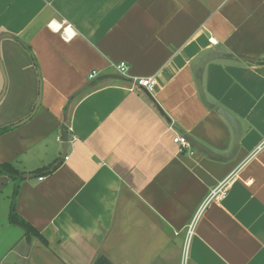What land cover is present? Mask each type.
<instances>
[{
    "label": "crops",
    "instance_id": "1",
    "mask_svg": "<svg viewBox=\"0 0 264 264\" xmlns=\"http://www.w3.org/2000/svg\"><path fill=\"white\" fill-rule=\"evenodd\" d=\"M0 61V161L38 233L0 174V264H264V0H0Z\"/></svg>",
    "mask_w": 264,
    "mask_h": 264
},
{
    "label": "built area",
    "instance_id": "2",
    "mask_svg": "<svg viewBox=\"0 0 264 264\" xmlns=\"http://www.w3.org/2000/svg\"><path fill=\"white\" fill-rule=\"evenodd\" d=\"M62 35L65 38L69 37V34L67 33V31L65 29L62 31ZM112 67L114 68V70L117 74H119L121 76L126 75L127 65L124 61H121L119 63H114ZM97 74H98V72L96 70H92L88 74V78H90V79L94 78ZM132 83L135 86L143 87L146 91L151 92L153 90L154 86L156 85V79L154 76L143 77V78H134L132 80ZM173 142L179 146V150L189 148V142L187 141V138L182 134H176L173 137ZM224 195H225L224 191L222 189H220V187H216L215 189H212L210 191L209 195L206 197V199L203 201V203H201V205L198 207V209L196 210V212L194 213L193 217L191 218L190 222L188 223V225L186 227L184 254L186 253V249H187V246L189 244L190 237L194 233L197 218L199 217V214L201 213L205 203L208 200H211L213 198L214 199H221L224 197Z\"/></svg>",
    "mask_w": 264,
    "mask_h": 264
},
{
    "label": "trees",
    "instance_id": "3",
    "mask_svg": "<svg viewBox=\"0 0 264 264\" xmlns=\"http://www.w3.org/2000/svg\"><path fill=\"white\" fill-rule=\"evenodd\" d=\"M10 127L9 125L1 127L0 128V133L5 132L8 130ZM60 164V159L56 160L53 164L47 166V167H41L38 168L34 171L35 174L39 175H45L53 170H55ZM0 174L6 175L9 178L12 179L13 185H14V191H13V197L11 199V210L9 214V221L14 224L19 226L21 229H23L24 233L26 235H38L37 231L32 227V225L23 219L21 216H19L15 210H14V197L15 194L17 193L18 186L20 182L25 178V175L23 172H21L16 166H14L10 162H1L0 161ZM92 264H113L111 263L105 256L100 255L98 256Z\"/></svg>",
    "mask_w": 264,
    "mask_h": 264
},
{
    "label": "water",
    "instance_id": "4",
    "mask_svg": "<svg viewBox=\"0 0 264 264\" xmlns=\"http://www.w3.org/2000/svg\"><path fill=\"white\" fill-rule=\"evenodd\" d=\"M219 56H225V54H216V53H211V54H207L205 55L204 57H202L196 64L195 66V70H196V79H197V85H198V89H199V92H200V95L201 97L202 96V92H201V88H200V82H199V69L202 68L207 62H209L210 60L216 58V57H219ZM0 72H1V75H2V78H3V86H2V89L0 91V99L5 91V85H6V77H5V74H4V71H3V67H2V64H1V61H0ZM101 78H116V79H125L124 76H121V75H113V74H106V75H103ZM225 115V118L230 120V123L234 126L235 130L237 131L238 130V123H237V120L229 113H227L226 111H224L223 113ZM66 138L64 139V149L62 151V155L64 156L65 153H66Z\"/></svg>",
    "mask_w": 264,
    "mask_h": 264
},
{
    "label": "rangeland",
    "instance_id": "5",
    "mask_svg": "<svg viewBox=\"0 0 264 264\" xmlns=\"http://www.w3.org/2000/svg\"><path fill=\"white\" fill-rule=\"evenodd\" d=\"M9 179H11V178H9ZM0 201H3L2 196L0 197ZM0 217H1V216H0Z\"/></svg>",
    "mask_w": 264,
    "mask_h": 264
},
{
    "label": "bare ground",
    "instance_id": "6",
    "mask_svg": "<svg viewBox=\"0 0 264 264\" xmlns=\"http://www.w3.org/2000/svg\"><path fill=\"white\" fill-rule=\"evenodd\" d=\"M54 27H58L57 25H54Z\"/></svg>",
    "mask_w": 264,
    "mask_h": 264
}]
</instances>
